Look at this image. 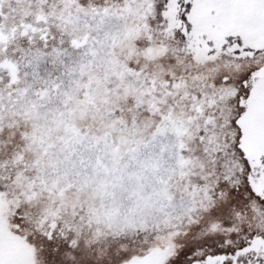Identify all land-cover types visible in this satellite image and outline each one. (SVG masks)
<instances>
[{"label":"snow or ice","instance_id":"snow-or-ice-1","mask_svg":"<svg viewBox=\"0 0 264 264\" xmlns=\"http://www.w3.org/2000/svg\"><path fill=\"white\" fill-rule=\"evenodd\" d=\"M0 264H264V0H0Z\"/></svg>","mask_w":264,"mask_h":264}]
</instances>
